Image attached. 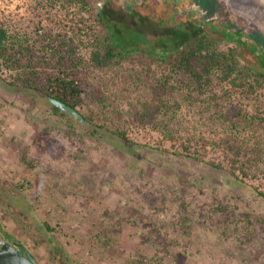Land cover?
I'll list each match as a JSON object with an SVG mask.
<instances>
[{"label":"rangeland","instance_id":"374dc122","mask_svg":"<svg viewBox=\"0 0 264 264\" xmlns=\"http://www.w3.org/2000/svg\"><path fill=\"white\" fill-rule=\"evenodd\" d=\"M97 4L114 18L121 47L135 53L79 72L87 92L78 109L93 121L63 114L45 92L19 84L28 61L18 70L0 64V234L40 264H264V87L230 88L222 109L192 104L181 76L142 53L179 29L178 15L211 34L238 32L264 52V0ZM131 8L145 25L141 39L123 30L121 10ZM0 23L73 37L86 56L108 34L92 9L68 0H0ZM214 35L222 49L238 45ZM34 79L44 86L47 75ZM150 107L171 133L144 120ZM242 115L261 122L240 123Z\"/></svg>","mask_w":264,"mask_h":264},{"label":"trees","instance_id":"16d2710c","mask_svg":"<svg viewBox=\"0 0 264 264\" xmlns=\"http://www.w3.org/2000/svg\"><path fill=\"white\" fill-rule=\"evenodd\" d=\"M45 1L51 5L56 2V0ZM68 1L80 4L85 9H92L100 23L108 28L106 36L97 37L93 41L87 56L79 52L73 37L62 36L52 30H43L35 35L27 31L22 33L5 23H0V64L18 70L23 66V61H28V66H31L27 73L28 78L25 82L23 78L19 84L41 90L48 97L54 96L78 108L85 104L87 92L79 79V72L91 67H111L129 58L135 51L121 47L112 28V23H115L114 18H108L105 9L97 6L100 0ZM121 15L124 17L122 22L127 25L126 29L122 27L123 30H136L138 33L135 36L138 39L147 35L143 28H140L143 24L136 8L122 9ZM176 19L179 29L175 25L176 27L170 32L159 35L155 42L149 40V45L154 47L153 50L142 53L150 59L151 64L156 62L158 66L170 69L181 76L182 82L185 83V98L188 101L208 108L222 109L225 105L221 100V93L229 96L230 88L241 89L249 94L254 93L259 87H264V52H257L242 34L234 32L231 35L230 30L227 32L228 28L225 27L223 30L217 28V31L211 34L204 26L193 23L184 15H178ZM132 21L136 23L133 22L131 25ZM175 28L177 29L174 30ZM214 34L236 38L238 45L231 46L227 50L222 49ZM135 50L139 51V49ZM242 56L248 63H242ZM53 67L56 68V72L47 73V69ZM43 74L47 75V82L41 86L40 80L34 78ZM54 107L57 111H63V114L69 113L55 104ZM153 111L150 107L149 114L143 115L144 120L163 134L171 133L170 121L156 119ZM85 117L90 122L94 116L85 115ZM244 121L248 124L255 123L257 118L242 115L239 122ZM260 122L256 123L260 124ZM262 123L264 126V120ZM115 133L120 139L130 141L126 131L117 130ZM60 251L66 253L64 249Z\"/></svg>","mask_w":264,"mask_h":264},{"label":"water","instance_id":"95a60500","mask_svg":"<svg viewBox=\"0 0 264 264\" xmlns=\"http://www.w3.org/2000/svg\"><path fill=\"white\" fill-rule=\"evenodd\" d=\"M49 99L58 107L73 114L75 117L87 123L85 115L75 106L69 105L54 96ZM0 264H40L21 243L9 237L5 230L0 234Z\"/></svg>","mask_w":264,"mask_h":264}]
</instances>
